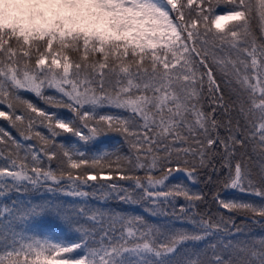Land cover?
<instances>
[{
    "label": "snow or ice",
    "instance_id": "obj_1",
    "mask_svg": "<svg viewBox=\"0 0 264 264\" xmlns=\"http://www.w3.org/2000/svg\"><path fill=\"white\" fill-rule=\"evenodd\" d=\"M0 121V264H264V0H0Z\"/></svg>",
    "mask_w": 264,
    "mask_h": 264
},
{
    "label": "trees",
    "instance_id": "obj_2",
    "mask_svg": "<svg viewBox=\"0 0 264 264\" xmlns=\"http://www.w3.org/2000/svg\"><path fill=\"white\" fill-rule=\"evenodd\" d=\"M37 102H38V101H37ZM0 125L7 127L6 123L3 122V121H0ZM10 130H11V129H10ZM13 134L15 135V132H14V131H13ZM67 238L70 239L71 237H67Z\"/></svg>",
    "mask_w": 264,
    "mask_h": 264
}]
</instances>
